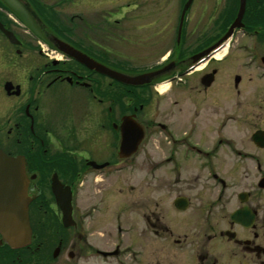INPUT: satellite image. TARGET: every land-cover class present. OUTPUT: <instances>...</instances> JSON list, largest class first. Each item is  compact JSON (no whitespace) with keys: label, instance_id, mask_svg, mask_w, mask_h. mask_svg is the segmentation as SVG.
<instances>
[{"label":"flooded vegetation","instance_id":"af4514ba","mask_svg":"<svg viewBox=\"0 0 264 264\" xmlns=\"http://www.w3.org/2000/svg\"><path fill=\"white\" fill-rule=\"evenodd\" d=\"M67 1L57 4L85 9L84 0ZM175 1L174 46L144 73L168 70L145 85L129 86L59 51L57 41L96 64L119 68L105 61L96 44L98 26L90 30L83 24L77 30L69 24L83 14L66 15L61 22L53 5L42 0H0V151L22 160L31 231L29 244L17 249L0 236V264H47L50 259L49 264H143L149 258L155 264H264V93L259 87L263 94L253 95L251 110L237 103L230 113L225 109L228 83L222 84L217 68L207 69L223 62L236 43L246 59L243 68L264 82V41L255 40L264 36V0H254L249 23L245 0L241 28L218 44L237 16V0L221 39L188 57H182L181 47L195 0L187 7L189 0ZM111 3L115 23L126 15L130 23L143 22L140 28L161 27L163 13L151 18L160 0ZM241 37L247 42L239 43ZM212 47L207 56L191 61ZM222 51L224 59L216 61L213 56ZM23 56L31 58L22 62ZM198 72L196 83L188 84ZM241 84L235 75L234 92ZM163 85L168 92L159 93ZM172 89L190 93L186 100L175 92L170 97ZM173 108L190 114L189 127L174 131L180 121ZM193 118L217 133L197 136ZM233 129L247 132V143ZM123 133L125 146L138 142L133 153L120 157ZM151 136L164 142L157 156L150 154ZM101 144L109 151L102 153ZM125 172L139 177L142 188L129 184L125 202L117 204V184L125 181L116 177ZM157 178L154 196L149 188ZM53 184L60 186L57 197ZM60 202L67 211L65 223ZM111 206L122 210L108 211ZM104 218L112 220V237L108 233L105 239L93 230Z\"/></svg>","mask_w":264,"mask_h":264},{"label":"rangeland","instance_id":"374dc122","mask_svg":"<svg viewBox=\"0 0 264 264\" xmlns=\"http://www.w3.org/2000/svg\"><path fill=\"white\" fill-rule=\"evenodd\" d=\"M46 2V4L53 5V11L56 13H59L60 21H65L64 18L67 16H71L74 14H83L84 16V23L79 22V17L83 19L82 16H75L72 18L71 21H69V24L74 27V29L84 28L83 24H87L89 26V29L92 30L95 28V26H98V30L94 29L95 31V42L100 47L101 52L104 54L102 56L105 57V61L110 64L117 66L111 67L112 70L126 73V74H138V73H144L147 71V69L151 66L149 63L152 62V60H155L157 56H162L163 54H166L168 50H170L174 46L175 37L172 33L173 25L177 23L175 14H177V11H175L177 5L176 1L174 0H160L161 7L160 6H154L152 13V20L154 18L159 17L161 13L163 15L159 19V24H161V27L158 29L155 27V25L146 29L140 28V25H144L143 22L141 23H130L129 21L125 20L128 16L125 15V17L118 18L120 20L119 22H113V19L111 14L114 13V6L111 3L112 0H84V3L86 4L84 7L85 9L81 12L82 9L76 10V5L71 4L67 6L69 3L68 1H72L71 3H76V0H68L65 4H57L60 2V0H42ZM154 2L156 0H153ZM236 1L237 0H195L194 6L191 10V15H189V25L187 26L186 30V37L182 39L184 42L181 47V55L182 57H188L190 55H193L203 49L204 47H208L211 45L214 41L221 39L222 34L226 30L227 26L231 22V20L234 18V14L236 11ZM248 8L246 9L247 12L245 14L244 20L247 21V23L250 22L249 18L252 15V9L254 7V0H248ZM55 4V5H54ZM70 4V3H69ZM74 5V6H72ZM55 6V7H54ZM94 6V7H93ZM255 8V7H254ZM124 13V12H123ZM120 14V13H119ZM67 15V16H66ZM91 15V16H88ZM94 15V16H92ZM123 15V14H122ZM94 17V19H92ZM91 18V19H90ZM247 18V19H246ZM69 19V18H68ZM63 20V21H62ZM95 20V21H94ZM98 20V21H97ZM252 20V19H251ZM66 22V21H65ZM63 24V23H62ZM264 27V22H263ZM87 29V28H85ZM164 29V32H160L159 30ZM159 32V33H158ZM220 37V38H219ZM261 42L264 41V36H259L258 39ZM239 43H245L247 42L244 38H239ZM160 44V45H158ZM236 43L232 44L231 47L228 50L227 57L223 60V62H213L210 63L207 69L217 68L216 70L221 73V79L222 84L228 83L227 92L229 94V100L227 102V106L225 109L230 111H236L237 110V103L243 106H246L247 109L249 108V104L253 101V95L254 94H263L264 90V82L261 84L260 82L255 81L254 79V71L246 70L243 68L242 63L246 61L242 57V54L237 52ZM264 45V43H263ZM162 46V47H161ZM225 52V51H224ZM31 58V57H29ZM28 57L23 56L21 61H28ZM235 75H238L241 80L242 84L240 88H238V92H234L233 87V77ZM199 78V72L195 73L188 79V84H195L196 80ZM262 88L263 93L259 92V89ZM186 91V90H185ZM261 91V92H262ZM168 92V91H167ZM178 93L174 89L169 90L170 97L173 95V93ZM190 92L184 93V91H180L178 95L180 97H183L184 100H186L187 96H189ZM233 94H240L237 98ZM181 99V98H180ZM243 99V102H242ZM182 101L181 103L183 106L187 105V101ZM239 101V102H237ZM251 101V102H249ZM152 109L155 111L157 107V103L155 104V101H152ZM168 103V102H165ZM253 104V102H252ZM209 104L207 105V107ZM102 106V108H104ZM175 108V107H174ZM172 110H175V109ZM219 109V107H217ZM242 109V107H241ZM174 116L177 118V121L179 124L178 127L174 128V131L177 130H183L190 126V112H185L187 117H185L184 112H180L179 110H175ZM152 112V111H151ZM231 113V112H230ZM234 113L233 115H235ZM191 121L195 122L196 125V131L197 136L203 135L205 136L208 134L209 136H214L217 133L216 128L210 127L207 128L202 120H196L193 118ZM207 128V129H206ZM200 129V132H199ZM233 129L234 136L238 138V140H243L247 143V136L245 134L241 133L239 131L236 132ZM204 131V133H202ZM158 136H151L148 139L149 147L151 149V156L155 153L154 156H157L158 153H160L159 147H163L164 142L161 138H157ZM212 137L207 138L205 142H208L211 140ZM106 142L105 140L101 139V142ZM100 151L103 153L108 152L107 146L101 144L99 147ZM118 180H124L125 182L122 183L120 186L117 184L116 189V195L119 197L117 199V204H120L122 200L125 202V194L127 195V189L129 184L136 188L137 190H140L142 187L137 186L139 177H131L126 172L122 174H118L116 177ZM158 179L155 182H151L150 190L154 191V196L156 195L155 191L158 190ZM127 185V186H126ZM122 189V190H121ZM156 199V197H155ZM119 206V205H118ZM117 208V209H116ZM115 210V212H119L122 209L117 206H111L108 211ZM134 213V211L132 212ZM140 214V213H138ZM106 219V221L104 220ZM102 221L103 223L93 227V230H96L100 234H104V239L110 234V237H112V229L111 228V222L110 218H104ZM133 222L135 220L132 219ZM108 238V237H107ZM96 240V239H95ZM111 240V239H110ZM51 262V259L48 260ZM47 261V264L50 262ZM162 262V261H161ZM45 263V262H44ZM58 263L56 261L52 262L51 264H62ZM172 263V262H171ZM72 264H75V262H72ZM86 264H93L92 261L86 263ZM143 264H155V260L152 258H149L148 261H145ZM174 264V262L172 263Z\"/></svg>","mask_w":264,"mask_h":264},{"label":"water","instance_id":"95a60500","mask_svg":"<svg viewBox=\"0 0 264 264\" xmlns=\"http://www.w3.org/2000/svg\"><path fill=\"white\" fill-rule=\"evenodd\" d=\"M190 2L191 0L188 1L186 7ZM244 9L245 0H239L237 16L218 44L227 40L231 36L234 29L241 28V19ZM57 46L59 51L66 56L86 65L89 69L100 73L102 76L114 79L124 85H145L153 78L164 75L166 70H168L166 68H162L160 70L136 75L121 73L107 68L104 65L92 62L85 55L62 42L57 41ZM213 48L215 47L193 56L191 61L194 63L200 58L207 56ZM210 76H206L205 78L209 79ZM237 81L238 78L236 77V82ZM137 142L138 141H135L132 146H125L127 142L124 140L123 133L122 146L120 147L119 156H129L133 153ZM58 186L53 184L52 187L56 197L58 196V188L60 187ZM28 203L27 180L24 175L22 160L20 158L9 157L0 151V236L3 242L12 249L25 247L30 242L31 231L28 225ZM61 210L63 213V222L65 223L67 211H65L63 202L61 204Z\"/></svg>","mask_w":264,"mask_h":264},{"label":"bare ground","instance_id":"6f19581e","mask_svg":"<svg viewBox=\"0 0 264 264\" xmlns=\"http://www.w3.org/2000/svg\"><path fill=\"white\" fill-rule=\"evenodd\" d=\"M224 53H225V52H223V51H222V52H218V53H216V54L213 56V58H214L216 61H222V60L224 59V57H225ZM203 65H204V64H202L201 66H199L198 68H196V71H201V69L203 68ZM168 88H169L168 85H163V86L159 87V88H158L159 93H165V92L167 91Z\"/></svg>","mask_w":264,"mask_h":264}]
</instances>
